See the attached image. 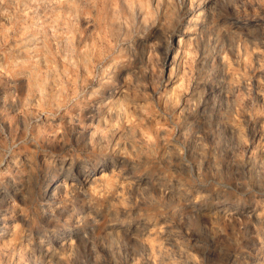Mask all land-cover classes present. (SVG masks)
I'll use <instances>...</instances> for the list:
<instances>
[{
    "label": "clouds",
    "instance_id": "1",
    "mask_svg": "<svg viewBox=\"0 0 264 264\" xmlns=\"http://www.w3.org/2000/svg\"><path fill=\"white\" fill-rule=\"evenodd\" d=\"M0 264H264V0H0Z\"/></svg>",
    "mask_w": 264,
    "mask_h": 264
}]
</instances>
